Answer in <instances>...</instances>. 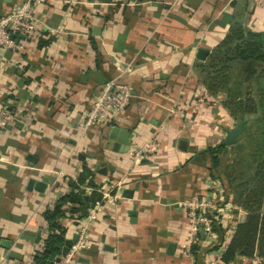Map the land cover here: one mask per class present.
<instances>
[{"label": "crops", "instance_id": "obj_1", "mask_svg": "<svg viewBox=\"0 0 264 264\" xmlns=\"http://www.w3.org/2000/svg\"><path fill=\"white\" fill-rule=\"evenodd\" d=\"M29 2L0 0V17ZM33 13L35 32L14 36L13 49L0 48V116L1 110L14 116L0 128L3 264H33L48 232L43 211L70 193L68 181L83 168L96 189L122 183L117 204L88 224L89 247L74 264L264 259H221L247 212L210 177L208 151L237 123L222 106L223 94L206 93L204 60L197 59L200 49L207 57L233 29L264 33V0H50ZM109 80L130 89L129 106L111 125L128 131L127 152L115 150L106 124L86 131L79 125ZM149 141L159 149L135 159ZM43 179L42 193L28 189L30 180ZM81 190L85 200L94 198L95 188ZM193 196L215 206L213 225L222 233L214 231V243L200 230L192 237L187 202ZM79 220H60L66 240Z\"/></svg>", "mask_w": 264, "mask_h": 264}, {"label": "trees", "instance_id": "obj_2", "mask_svg": "<svg viewBox=\"0 0 264 264\" xmlns=\"http://www.w3.org/2000/svg\"><path fill=\"white\" fill-rule=\"evenodd\" d=\"M199 70L206 93L213 97L223 94L224 109L236 123L243 121V133L228 152L223 142L208 151L210 177L220 180L229 194L234 193L236 203L247 212L221 259L228 263L238 256L264 257V33L231 30ZM241 138L251 145L250 151L233 160L231 154L245 152ZM85 184L96 189L93 174L83 168L76 181H68L70 193L43 211L48 232L43 249L33 256V264H51L60 256L68 232L60 220L67 215L76 220L84 218L101 198L95 191L93 199L85 200L81 190ZM219 227L213 225V230L222 233ZM197 249L192 246L191 253Z\"/></svg>", "mask_w": 264, "mask_h": 264}, {"label": "built area", "instance_id": "obj_3", "mask_svg": "<svg viewBox=\"0 0 264 264\" xmlns=\"http://www.w3.org/2000/svg\"><path fill=\"white\" fill-rule=\"evenodd\" d=\"M32 3L22 4L10 12L0 17V48L6 47L13 49L12 36H29L36 30V21L34 19V8L38 3L50 0H32ZM63 2V1H61ZM67 3V2H63ZM130 89L127 85L118 83L114 80L107 81L102 89L92 98L86 112L80 120V127L83 131L88 130L95 125H105L117 123L119 116L126 110L130 104ZM13 114L5 110H1L0 128H5L10 121L13 120ZM159 149L156 142L149 141L142 150L135 152L133 157L140 159ZM126 179H123V182ZM122 180L111 182L108 186L96 190L101 198L88 209L87 215L76 221L75 229L78 236L68 249L65 256H58V261H52V264H74L77 256L89 247L87 238V226L95 222L101 215L103 208L107 205L115 206L120 200V186ZM222 193V191H220ZM220 199V198H219ZM215 206L207 198H199L193 196L187 202L188 217L191 220L192 237L201 230L207 239L214 243L216 234L213 230V217L210 210H214ZM264 259L254 257L250 264H262ZM0 264H3V258H0Z\"/></svg>", "mask_w": 264, "mask_h": 264}, {"label": "water", "instance_id": "obj_4", "mask_svg": "<svg viewBox=\"0 0 264 264\" xmlns=\"http://www.w3.org/2000/svg\"><path fill=\"white\" fill-rule=\"evenodd\" d=\"M12 38L14 39V36H12ZM207 53H208L207 51L200 49L198 51V54H197V59L204 60L206 55H207ZM106 126H108L109 129H110L109 138L111 140L115 141V144H114L115 150L118 151V152H121V153L122 152H127L128 149H129V146H128V144H129L128 143V131L119 129L116 126H111L110 123H107ZM242 133H243V121L240 120L239 122H237V124H236V126L234 128H232L231 130L228 131V133L225 136V139L223 141V145L226 148V150L230 146H233V145H235L237 143L238 138L242 135ZM46 183H47L46 179H43L41 182H35L33 180H30L28 189L34 188V190L42 193L45 190V188H46ZM124 195L126 197L127 196L130 197L131 191H128V190L124 191ZM77 238H78L77 234H74L71 239H68V240L65 241V244H64V246L62 248V251H61V256H65L66 255L69 247L74 242H76ZM58 260H59V257H57L55 259V261H58ZM51 264H52V262H51Z\"/></svg>", "mask_w": 264, "mask_h": 264}, {"label": "rangeland", "instance_id": "obj_5", "mask_svg": "<svg viewBox=\"0 0 264 264\" xmlns=\"http://www.w3.org/2000/svg\"><path fill=\"white\" fill-rule=\"evenodd\" d=\"M240 142H245V144H243L244 146L241 147V149L245 152L243 153H235V154H231V157L233 158V160H238L240 157H243L245 154H248V152L250 151L251 145H248V141L244 140L243 138H241Z\"/></svg>", "mask_w": 264, "mask_h": 264}]
</instances>
